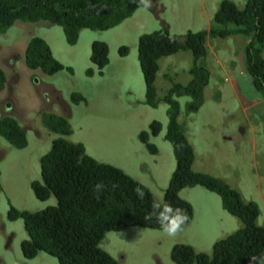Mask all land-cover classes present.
I'll return each mask as SVG.
<instances>
[{"label":"rangeland","instance_id":"374dc122","mask_svg":"<svg viewBox=\"0 0 264 264\" xmlns=\"http://www.w3.org/2000/svg\"><path fill=\"white\" fill-rule=\"evenodd\" d=\"M220 1L146 0L116 27L82 30L75 45L68 43L62 26L48 21L17 22L0 34V69L8 79L0 93V119L16 117L29 139L28 146L20 149L0 135V264H61L45 252L26 258L21 247L29 237L24 221L9 218L11 204L22 211L57 205L55 196L42 201L32 189V183L42 179V157L61 137L45 126L46 115L66 116L72 127V134L66 137L69 141L83 143L95 159L122 169L164 203L177 167L174 146L167 140L170 120L165 95L174 83L186 84L192 78L189 69L195 58L191 51H181L160 61L156 79L159 103L151 107L145 103L139 37L163 29L178 36L209 31ZM233 1L243 8L247 0ZM35 37L49 43L56 59L65 65L63 70L49 75L26 65L25 51ZM96 41L109 45L110 62L103 74L92 62ZM248 41L241 33L225 38L208 36L207 54L199 61L209 71L204 102L197 105L188 95L177 99L181 104L179 121L187 125L195 150L193 169L229 183L246 201L257 202L261 208L258 223L264 225V96L247 72ZM123 46L128 47L126 55L121 54ZM90 68L96 71L93 76L88 74ZM75 93L86 101L74 103ZM154 121L163 125L150 140L158 147L157 155L140 139ZM180 196L194 209L193 220L181 232L168 236L143 227L110 231L102 248L120 264H176L171 257L176 245L188 244L212 256L217 242L243 226L223 208L221 197L205 187H186ZM259 264H264V253Z\"/></svg>","mask_w":264,"mask_h":264},{"label":"trees","instance_id":"16d2710c","mask_svg":"<svg viewBox=\"0 0 264 264\" xmlns=\"http://www.w3.org/2000/svg\"><path fill=\"white\" fill-rule=\"evenodd\" d=\"M145 4L146 0H0V34L17 22L48 21L62 26L68 43L75 45L82 30L105 31L116 27ZM237 33L249 38L245 48L247 72L264 96V0H247L243 8L233 0H221L209 31H190L178 36L163 29L139 37V61L146 82L145 103L151 107H157L159 103L156 79L160 61L181 51H191L195 58L189 69L192 78L186 84L174 83L165 95L170 120L167 140L174 146L177 167L163 204L147 186L125 171L98 161L83 143L69 141L66 137L72 134V127L66 116H45V126L61 137L54 140L52 149L42 157V179L34 181L32 189L42 201L55 196L57 205L42 211H22L11 204L9 218L12 221L22 219L28 231L29 237L21 243L26 258L32 259L45 252L56 257L61 264H120L101 246L108 232L130 227L161 230L155 219L145 220L153 203L170 205L186 214L188 219L181 232L193 220L194 209L180 192L186 187L200 185L217 193L223 208L239 218L243 226L217 242L212 256L197 252L191 245L178 244L172 250V260L176 264H259L264 253V225L258 223L259 204L246 201L229 183L193 169L195 150L187 136V125L179 121L181 104L177 97L188 95L197 105L204 102L209 71L199 61L207 54L208 36L225 38ZM109 52L106 42H94L92 62L100 74L110 62ZM127 53L128 47L123 46L121 54ZM25 62L30 69H40L49 75L65 68L54 56L49 43L40 37L30 41ZM95 72L94 68L88 70L92 76ZM7 83L6 73L0 69V93ZM73 101L79 104L86 98L75 93ZM162 129V123L154 121L150 131H143L140 135L141 141L154 155L159 150L150 141L151 136L158 135ZM0 135L20 149L29 144L27 131L11 115L0 119ZM97 183L105 186L100 199L92 191ZM138 192L143 193V198L137 195Z\"/></svg>","mask_w":264,"mask_h":264},{"label":"clouds","instance_id":"9594fccd","mask_svg":"<svg viewBox=\"0 0 264 264\" xmlns=\"http://www.w3.org/2000/svg\"><path fill=\"white\" fill-rule=\"evenodd\" d=\"M103 183H97L93 186V193L97 199H100V194L104 190ZM137 195L143 198V193L138 192ZM155 219L160 225L161 230L168 236H175L181 230L182 225L187 222V216L180 209H174L170 205L161 206L158 203H153L151 211L145 216L146 221Z\"/></svg>","mask_w":264,"mask_h":264},{"label":"flooded vegetation","instance_id":"af4514ba","mask_svg":"<svg viewBox=\"0 0 264 264\" xmlns=\"http://www.w3.org/2000/svg\"><path fill=\"white\" fill-rule=\"evenodd\" d=\"M46 95H48V92H46L44 96H46ZM57 99L61 102V98L58 95H57Z\"/></svg>","mask_w":264,"mask_h":264}]
</instances>
